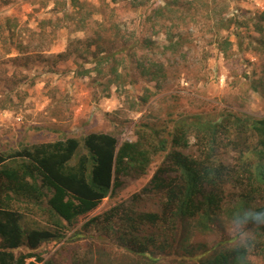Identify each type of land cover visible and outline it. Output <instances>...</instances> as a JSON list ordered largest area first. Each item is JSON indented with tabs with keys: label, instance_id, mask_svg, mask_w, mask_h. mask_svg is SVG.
Returning a JSON list of instances; mask_svg holds the SVG:
<instances>
[{
	"label": "rangeland",
	"instance_id": "1",
	"mask_svg": "<svg viewBox=\"0 0 264 264\" xmlns=\"http://www.w3.org/2000/svg\"><path fill=\"white\" fill-rule=\"evenodd\" d=\"M80 1L0 0V150L66 137L82 140L92 131L111 133L121 143L135 140L144 124L159 125L179 113L227 109L264 116V0ZM260 26L263 32L257 31ZM98 35L102 50L126 48L117 56L131 72L120 65L115 82L109 80L110 72H77L91 63L57 56L71 40ZM142 38L152 42L150 47L138 44ZM132 51V59H126ZM143 57L160 62L167 72L160 88L134 68ZM233 154L224 153L227 160ZM154 158L145 175L122 176L64 239L49 242L44 259L52 264H106L115 255V263L122 264L121 250L113 245V252H97L100 231L83 225L114 205L129 204L162 160ZM141 200L140 209L158 210L156 198ZM77 229L84 236L70 239ZM236 232L248 231L225 226L226 235ZM194 236L206 242L215 238ZM248 257L250 264H264L256 250Z\"/></svg>",
	"mask_w": 264,
	"mask_h": 264
},
{
	"label": "trees",
	"instance_id": "2",
	"mask_svg": "<svg viewBox=\"0 0 264 264\" xmlns=\"http://www.w3.org/2000/svg\"><path fill=\"white\" fill-rule=\"evenodd\" d=\"M99 39L71 40L57 56L91 63L77 72H110L114 82L120 65L131 72L117 56L126 48L102 50ZM138 44L152 42L142 38ZM134 68L154 88L168 75L160 62L145 57L135 60ZM144 125L135 140L121 143L111 133L92 131L82 140L66 137L0 150V264H52L44 259L46 245L64 239L122 176L145 175L156 156L161 162L129 204L114 205L84 223L100 231L97 252L114 245L122 264H250L252 250L264 259V225L243 226L253 237L246 248L225 234L235 213L264 209V116L224 109L179 113L159 125ZM229 151L231 160L224 155ZM142 196L156 198L158 210L140 209ZM196 233L215 238L196 240ZM82 236L77 229L69 238ZM115 260L109 255L106 264H120Z\"/></svg>",
	"mask_w": 264,
	"mask_h": 264
},
{
	"label": "clouds",
	"instance_id": "3",
	"mask_svg": "<svg viewBox=\"0 0 264 264\" xmlns=\"http://www.w3.org/2000/svg\"><path fill=\"white\" fill-rule=\"evenodd\" d=\"M248 223H255L258 225H264V209L252 210L247 209L241 212H237L231 216L229 220V228L232 229L233 225H239L243 227ZM252 235L248 232H236L232 236V243L236 247H248L249 241L252 239Z\"/></svg>",
	"mask_w": 264,
	"mask_h": 264
}]
</instances>
